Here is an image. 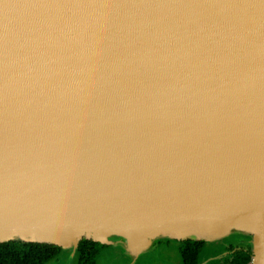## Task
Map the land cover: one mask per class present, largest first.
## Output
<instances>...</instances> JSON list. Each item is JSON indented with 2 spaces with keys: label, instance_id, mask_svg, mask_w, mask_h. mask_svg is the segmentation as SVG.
<instances>
[{
  "label": "water",
  "instance_id": "water-1",
  "mask_svg": "<svg viewBox=\"0 0 264 264\" xmlns=\"http://www.w3.org/2000/svg\"><path fill=\"white\" fill-rule=\"evenodd\" d=\"M231 237L264 264V0H0V243Z\"/></svg>",
  "mask_w": 264,
  "mask_h": 264
},
{
  "label": "trees",
  "instance_id": "trees-1",
  "mask_svg": "<svg viewBox=\"0 0 264 264\" xmlns=\"http://www.w3.org/2000/svg\"><path fill=\"white\" fill-rule=\"evenodd\" d=\"M237 239V238H236ZM231 238L226 241H177L165 239L161 243H172L179 246L182 261L187 264H201L206 258L217 256L224 251H232L228 248L236 241ZM249 243L247 237H240ZM229 245V246H228ZM108 245L98 242L83 240L77 249V258L83 263L93 264L100 253ZM63 252L61 247L49 244H40L23 241H11L0 243V264H48ZM251 246H245L227 257L214 261L211 264H251Z\"/></svg>",
  "mask_w": 264,
  "mask_h": 264
},
{
  "label": "rangeland",
  "instance_id": "rangeland-1",
  "mask_svg": "<svg viewBox=\"0 0 264 264\" xmlns=\"http://www.w3.org/2000/svg\"><path fill=\"white\" fill-rule=\"evenodd\" d=\"M165 240V239H164ZM169 248H174V249H169ZM167 249V250H166ZM169 249V250H168ZM165 252H164V251ZM124 250H121L120 247H114L113 250H109L104 254V256L101 257L100 261H98V264H109L113 260V257H118L117 262L119 264H127V261H124L122 258H125L124 256L125 253ZM179 252L176 249V246H167L165 248L160 247L158 244L151 249L149 252L141 255L139 259L137 260V263L140 262L139 264H174L173 261L179 260ZM68 262V264H72L71 260H67V256H63L58 260H53L52 263L56 262ZM127 262V263H126Z\"/></svg>",
  "mask_w": 264,
  "mask_h": 264
},
{
  "label": "flooded vegetation",
  "instance_id": "flooded-vegetation-1",
  "mask_svg": "<svg viewBox=\"0 0 264 264\" xmlns=\"http://www.w3.org/2000/svg\"><path fill=\"white\" fill-rule=\"evenodd\" d=\"M231 238H237L236 239V241L233 243V245H228L229 247L228 248H232V251H224L223 253H221V254H219V255H217V256H214V257H208V258H206L201 264H211L212 262H214V261H217V260H220V259H222V258H225V257H227L230 253H232V252H235L236 250H238V249H241V248H243V247H245V241L242 239V240H239L238 238H240V237H231ZM231 238H228V239H226V240H229V239H231ZM169 240V239H168ZM171 240V239H170ZM226 240H222L223 242L224 241H226ZM161 241H163V240H161ZM161 241L158 243V245L160 246V247H162V248H165V247H167V246H172V245H174V244H172V243H161ZM213 243V242H212ZM174 246H176V249H177V251L179 252V254H180V248H179V246H177V245H174ZM113 248H114V246H108V247H106V248H104V249H100L101 251H100V253H99V255L97 256V259H96V261L93 263V264H98V261H100V259H101V257L102 256H104V254H106V252H108L109 250H113ZM121 250H123L122 248H120ZM169 249H174V248H169ZM168 249V250H169ZM167 250V249H166ZM165 250V251H166ZM164 251V250H163ZM164 251V252H165ZM125 252H123V254H124ZM126 255V254H125ZM63 256H67V260L69 259V260H71V262H72V264H88V263H83V262H81L80 260H78V258H77V250L75 251V253H73L71 250H64L63 249V252L58 256V257H56L55 259L56 260H58V259H60L61 257H63ZM125 258H122L124 261H127L126 263L127 264H133L132 263V259L129 257V256H124ZM54 259V260H55ZM117 259H118V257H113V261L111 262V263H109V264H119L118 262H117ZM53 262V260L50 262V263H48V264H68V262L66 261V262H61V261H57L56 263H52ZM140 262H136L135 264H139ZM173 263L174 264H187V263H185V262H183L182 261V257H181V254L179 255V260H177V261H173ZM251 264H252V260H251Z\"/></svg>",
  "mask_w": 264,
  "mask_h": 264
}]
</instances>
